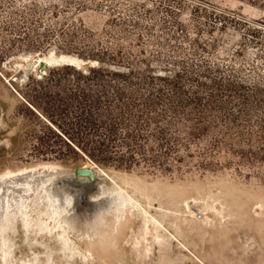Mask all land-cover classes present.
I'll return each mask as SVG.
<instances>
[{
    "label": "rangeland",
    "instance_id": "obj_1",
    "mask_svg": "<svg viewBox=\"0 0 264 264\" xmlns=\"http://www.w3.org/2000/svg\"><path fill=\"white\" fill-rule=\"evenodd\" d=\"M119 46L142 50L149 74L185 66L192 73L180 78L203 88L213 82L205 85L202 75L242 79L254 108L246 115L231 105L232 123L216 111L213 126L202 128L210 136L200 140L184 127L182 144L170 113L147 112L162 121L149 129L156 138L135 140V130L128 138L113 125L104 131L107 152L87 150L95 162L81 151L88 136L81 121L57 108L55 96L69 100L67 80L28 65L54 51L94 66L86 53L102 58ZM145 117L137 111L134 119ZM86 164L128 192L122 209L109 205L117 195L110 177L92 206L59 178L66 185L53 192L60 216L53 222L38 206L33 219L14 217L0 236V264H264V10L247 0H0V173L56 165L72 175Z\"/></svg>",
    "mask_w": 264,
    "mask_h": 264
},
{
    "label": "trees",
    "instance_id": "obj_2",
    "mask_svg": "<svg viewBox=\"0 0 264 264\" xmlns=\"http://www.w3.org/2000/svg\"><path fill=\"white\" fill-rule=\"evenodd\" d=\"M247 1L264 10V0ZM131 50L132 52L126 54L119 46V50L115 53L101 52L102 58L95 57L97 54H93L94 51L90 54L86 53L87 59H95L99 64L57 65L50 67V72L43 77L63 76L67 80L70 87L69 100L64 99L59 102L55 96L57 108L61 110L59 104H62L64 108H68L73 119L81 121L80 125L88 132L85 139L86 148L81 151L95 162H97L93 157L95 155L92 156L87 150L94 145L93 153L107 152L106 141L109 135L104 131L109 132L113 125H118L123 130L127 129L124 133L130 136L128 138L132 136L129 130L136 131L133 137L135 140L143 136L146 140L156 138L149 129L152 125L156 127L162 121L147 115V112L150 115L159 110L162 113H170L173 117L172 131L176 134V140L181 143L179 134L184 127L197 131L198 135L191 133V136L197 140L210 136L211 133L202 128L209 124L213 126L211 114H215L216 111L223 112L225 117L229 116L228 121L232 123L234 113L229 110L231 105L246 115L254 108L244 90V87L248 86L242 79L232 81L231 77H223L221 80V77L214 75H202L205 85L213 82L212 87L203 88L180 78L184 71L187 74L192 73L185 66L164 69V74L154 70L149 74L147 68H152L153 65L148 66L142 57L143 51L138 49L137 54L134 49ZM124 54H126L125 61L115 63L118 62L117 58H122ZM133 57L136 58L135 61ZM156 79L164 82H154ZM146 80L152 81L150 87L155 88L145 92L143 85ZM146 85L149 83L146 82ZM165 86L170 87L172 92L167 93ZM137 111L145 113L146 117L136 121L134 117ZM214 140L218 146L222 142L221 139ZM72 141L71 139L70 143ZM143 149L145 150V147Z\"/></svg>",
    "mask_w": 264,
    "mask_h": 264
},
{
    "label": "bare ground",
    "instance_id": "obj_3",
    "mask_svg": "<svg viewBox=\"0 0 264 264\" xmlns=\"http://www.w3.org/2000/svg\"><path fill=\"white\" fill-rule=\"evenodd\" d=\"M54 51H50L47 55L52 56L54 53ZM46 55V56H47ZM62 55V54H61ZM29 57V56H28ZM40 57V56H39ZM37 57V58H39ZM27 58V56H26ZM31 59V58H30ZM27 61V60H26ZM33 61V60H31ZM33 66H35V62H32ZM66 64V63H63ZM61 64V65H63ZM71 65L74 66H79V64L76 63H72ZM19 66V65H18ZM32 66V67H33ZM89 164V163H88ZM88 164H86V166L88 167ZM90 165V164H89ZM85 166V165H84ZM98 167V166H97ZM100 168V167H99ZM96 170V175H97V190L93 193H91L90 199L95 201L97 197H99V195L101 193L104 192V188L107 187L105 185V178H109V174H107L106 172H104L103 170L100 169H95ZM68 171V169H67ZM65 167H59L56 165H43L39 168H28V169H22V170H18L15 172H5V173H0V236H3V239H5V230L7 227L9 226L11 223H13V218H17L19 220V217H22L23 219L25 217H29L30 219H33V216L31 214V212L35 209L34 207H38V206H42V210L45 209V207H47V211L46 214L48 215V219L51 218L53 219V222L58 218V216H60L59 214H61L60 210H57L59 208V206H57V203L54 204V196H53V192H54V188L58 187V188H63L66 185L60 184V182H57V180L59 178L62 179V177L64 176H68L71 173L67 172ZM74 170H72L73 173ZM111 179V177H110ZM109 179V180H110ZM82 181H88V178L86 177H82L81 178ZM113 182H112V181ZM110 181L114 184L115 181L113 179H111ZM107 184L108 181H107ZM111 184V183H110ZM109 184V185H110ZM105 186V187H104ZM110 188V187H109ZM107 189V188H106ZM108 190V189H107ZM110 190V189H109ZM115 191H116V196H113V198L110 197L109 199V205L111 208H121L122 206H124V204H126L128 202V199H130V197L128 196V192H126L122 186H119L115 183ZM109 195V194H108ZM115 195V194H114ZM130 195V194H129ZM65 196H66V202L69 203L72 202L73 199V193L69 190H65ZM64 196V198H65ZM101 200V198H100ZM105 201V200H104ZM102 203V201L100 202ZM135 203V202H134ZM138 203V202H137ZM59 204V203H58ZM96 204V203H95ZM98 204V202H97ZM60 205V204H59ZM68 205V204H67ZM68 205V207H69ZM99 205V204H98ZM55 206V207H54ZM136 206V205H135ZM138 206V204H137ZM67 207V208H68ZM103 207V205H102ZM192 207V206H191ZM71 208V207H70ZM108 207H106L107 210ZM140 208V207H139ZM23 211H22V210ZM41 207L39 208V210L37 209V211H41L40 210ZM64 210V209H63ZM105 210V209H104ZM109 210V209H108ZM120 210V209H119ZM140 210V209H139ZM20 211H22L20 213ZM36 211V209H35ZM52 211H57L58 214L53 215L51 212ZM71 211V210H70ZM102 211V210H101ZM117 211V210H116ZM141 211V210H140ZM69 212V210H68ZM106 212V211H105ZM113 212V210H112ZM133 212V211H132ZM33 213V212H32ZM97 213V211H96ZM100 213V212H99ZM120 213V212H119ZM43 214V213H42ZM45 213L43 214V216L46 215ZM104 214V213H103ZM117 214V213H116ZM41 215V214H40ZM105 215V214H104ZM108 215V214H107ZM113 215V214H112ZM192 215V214H191ZM38 216V215H37ZM42 216V217H43ZM115 216V214H114ZM36 217V216H35ZM78 217L77 215H75V218ZM105 216V220H106ZM109 217V216H108ZM118 217V216H117ZM127 217V216H126ZM144 217V216H143ZM21 218V219H22ZM27 218H25V220H27ZM100 218V217H99ZM114 218V217H113ZM125 218V217H124ZM28 219V220H30ZM39 219V218H38ZM47 219V218H46ZM77 219V218H76ZM24 220V222H25ZM45 220V219H44ZM61 220V219H60ZM72 220V219H71ZM74 220V219H73ZM87 220V219H86ZM145 220V219H144ZM16 221V220H15ZM35 221V219H34ZM33 221V222H34ZM120 221V219H119ZM31 222V220H30ZM37 222V221H36ZM39 222V221H38ZM43 222V221H42ZM57 222V221H56ZM55 222V223H56ZM74 222V221H72ZM84 222V221H83ZM157 222V221H156ZM18 223V222H17ZM28 222L24 223V226L27 228L29 225ZM45 223V222H43ZM153 223V222H152ZM32 224V223H31ZM36 224V223H35ZM53 224V223H52ZM33 225V224H32ZM38 225V224H37ZM41 225V224H39ZM43 225V224H42ZM48 225V223L46 224ZM156 225V224H155ZM11 226V225H10ZM15 226V224H14ZM12 225V227H14ZM44 226V225H43ZM50 226V225H49ZM72 226V225H71ZM96 226V225H95ZM23 227V225H22ZM24 227V228H25ZM37 227V226H36ZM40 227V226H38ZM37 227V228H38ZM32 229V226L30 227ZM35 228V227H34ZM33 228V229H34ZM42 228V227H41ZM46 228V227H43ZM42 228V229H43ZM49 230L48 232L50 233L52 230H50L49 227H47ZM103 228V227H102ZM11 229V228H10ZM13 229V228H12ZM42 229L38 230L41 231ZM85 229V227H84ZM100 229V228H97ZM109 228H107L108 230ZM15 230V229H14ZM28 230V229H27ZM44 230V229H43ZM42 230V232H43ZM47 230V229H45ZM44 230V231H45ZM56 230V229H55ZM35 232V230L33 231ZM32 232V233H33ZM54 232V231H53ZM52 232V233H53ZM58 232V231H57ZM64 232V231H63ZM62 232V233H63ZM67 232V231H66ZM64 232V233H66ZM83 232V231H82ZM28 233V232H27ZM45 233V232H44ZM48 233V235H49ZM51 233V234H52ZM76 233V232H75ZM39 234V233H38ZM50 234V235H51ZM83 234V233H82ZM89 234V233H88ZM7 235V233H6ZM43 235V234H41ZM52 236V235H51ZM81 236V235H80ZM57 237V236H56ZM77 237V235H76ZM72 238V237H71ZM59 239V238H58ZM62 239V238H61ZM61 243L64 242L63 240H61ZM67 240V239H66ZM59 241V242H60ZM66 243V242H64ZM63 243V244H64ZM66 248L70 245L67 246ZM64 245V246H65ZM62 246V245H61ZM73 246V245H72ZM63 247V246H62ZM75 247V246H73ZM78 248V247H77ZM64 249V248H63ZM62 249V250H63ZM68 249V248H67ZM70 249V248H69ZM71 249H73L71 247ZM61 250V252H62ZM75 250V249H74ZM73 250V251H74ZM64 251V250H63ZM69 251V250H67ZM71 250V252H73ZM78 251V250H77ZM84 252V251H83ZM82 252V253H83ZM68 253V252H67ZM66 253V255H67ZM81 253V254H82ZM50 254V253H49ZM6 255V254H5Z\"/></svg>",
    "mask_w": 264,
    "mask_h": 264
},
{
    "label": "water",
    "instance_id": "obj_4",
    "mask_svg": "<svg viewBox=\"0 0 264 264\" xmlns=\"http://www.w3.org/2000/svg\"><path fill=\"white\" fill-rule=\"evenodd\" d=\"M32 62H35L36 65L33 66ZM63 63H66V64L90 63L92 64L95 62L83 61L71 55L53 54L52 56L47 55V56H41L39 58H34L33 61L29 63L28 66H29V69L35 72L38 76H42L45 74L46 70L49 69L50 67L61 65ZM82 177L88 178V181H82L81 180ZM97 178L98 177L96 175V170L93 167L81 166V167L76 168L72 175L65 177L63 181L67 183L70 187L75 189V191H77V194H79V198L81 199V201L86 202L92 206L95 203V201L90 199L89 193L97 190V180H98ZM79 190H81L80 193H78ZM191 206L196 216L202 219L203 212L199 211L195 207V205L192 204Z\"/></svg>",
    "mask_w": 264,
    "mask_h": 264
}]
</instances>
